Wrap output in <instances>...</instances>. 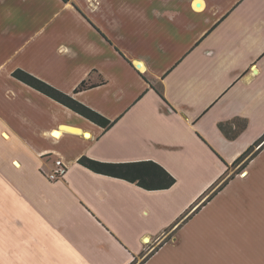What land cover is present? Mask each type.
<instances>
[{
    "label": "crops",
    "instance_id": "1",
    "mask_svg": "<svg viewBox=\"0 0 264 264\" xmlns=\"http://www.w3.org/2000/svg\"><path fill=\"white\" fill-rule=\"evenodd\" d=\"M90 76L105 81L76 92ZM235 118L248 126L231 140L219 125ZM263 135L264 0H0V264H163L184 250L192 264L201 220L220 258L199 264H246V242L264 239V149L203 203ZM82 157L155 162L176 182L147 191ZM58 159L66 172L52 181Z\"/></svg>",
    "mask_w": 264,
    "mask_h": 264
},
{
    "label": "trees",
    "instance_id": "2",
    "mask_svg": "<svg viewBox=\"0 0 264 264\" xmlns=\"http://www.w3.org/2000/svg\"><path fill=\"white\" fill-rule=\"evenodd\" d=\"M69 2L70 0H63ZM96 72H93L94 74ZM91 74V76H92ZM13 76L28 85L29 87L37 90L38 92L48 96L56 102L64 105L77 114L82 115L91 122L101 126L105 130H108L112 126V121L103 116L99 112L79 102L72 95L66 94L59 89L55 88L51 84L36 77L35 75L18 69L13 73ZM81 82L76 89V92L95 88L104 83V79L101 78L100 82H95L91 79ZM161 95V92L156 89ZM162 96V95H161ZM248 126L246 119L235 118L227 123H220L219 127L228 139H236ZM264 149V135L253 145H251L231 166L228 165L229 171L234 170V174L225 179V176L221 177V180L205 195H209L217 186H219L203 203L205 205L210 201L220 190H222L235 175L243 173L248 167L250 161L254 159L261 150ZM79 164L83 167L100 175L110 176L113 178L122 179L147 190V191H160L166 190L172 187L176 179L168 173L163 167L155 162H126V163H107L90 159L88 157H82ZM202 205V206H203ZM200 209V208H199ZM198 209V210H199ZM178 220L176 223H179ZM175 223V224H176ZM174 224V225H175ZM132 264H137L135 260ZM142 264V263H140Z\"/></svg>",
    "mask_w": 264,
    "mask_h": 264
},
{
    "label": "rangeland",
    "instance_id": "3",
    "mask_svg": "<svg viewBox=\"0 0 264 264\" xmlns=\"http://www.w3.org/2000/svg\"><path fill=\"white\" fill-rule=\"evenodd\" d=\"M233 174L234 173H232V174L227 173V175H225V179L230 177ZM206 226L207 225H206L205 220H201L200 223L199 222L197 223V226L195 227L194 230L201 228L202 232L199 234V236H198L199 238L197 240H193L192 243H190L188 245L189 247L192 246V248L193 247L197 248V251L192 249V264H199L198 263L199 254H203L205 256L209 255V257L212 256V254H213V250L215 247V240L214 239L212 240L211 237L213 235L211 233H209L208 231H206ZM175 229H176V227L173 226L167 232L169 239L172 237L173 233L176 232ZM194 241H198V243H193ZM147 244H148V242L144 241V245H147ZM245 248H246L247 256L253 255V256H251V260L249 262H246V264H258V263L264 264V239H262L261 241H257L255 239H250L249 242H246ZM216 256L218 258H220L219 255L212 256L210 260L213 263H214ZM172 257H174V260H175L174 263L171 262ZM190 257H191V253L189 250H184L181 253L174 251L173 253H171L169 255L168 254L163 255L162 263L163 264H187L186 262ZM221 258H223V257H221Z\"/></svg>",
    "mask_w": 264,
    "mask_h": 264
},
{
    "label": "built area",
    "instance_id": "4",
    "mask_svg": "<svg viewBox=\"0 0 264 264\" xmlns=\"http://www.w3.org/2000/svg\"><path fill=\"white\" fill-rule=\"evenodd\" d=\"M56 166V170H54V172L49 175V178L52 181L60 179L66 172V167L61 159L56 161Z\"/></svg>",
    "mask_w": 264,
    "mask_h": 264
}]
</instances>
